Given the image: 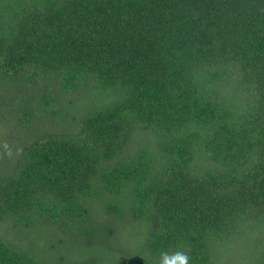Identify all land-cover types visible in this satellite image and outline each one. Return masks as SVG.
Listing matches in <instances>:
<instances>
[{"label":"trees","instance_id":"1","mask_svg":"<svg viewBox=\"0 0 264 264\" xmlns=\"http://www.w3.org/2000/svg\"><path fill=\"white\" fill-rule=\"evenodd\" d=\"M264 264V0H0V264Z\"/></svg>","mask_w":264,"mask_h":264},{"label":"clouds","instance_id":"2","mask_svg":"<svg viewBox=\"0 0 264 264\" xmlns=\"http://www.w3.org/2000/svg\"><path fill=\"white\" fill-rule=\"evenodd\" d=\"M189 256L184 251H176L171 254L162 252L159 264H189Z\"/></svg>","mask_w":264,"mask_h":264}]
</instances>
